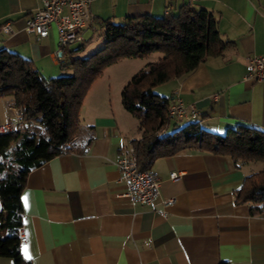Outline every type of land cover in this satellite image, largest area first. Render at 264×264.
I'll list each match as a JSON object with an SVG mask.
<instances>
[{
    "label": "crops",
    "instance_id": "crops-1",
    "mask_svg": "<svg viewBox=\"0 0 264 264\" xmlns=\"http://www.w3.org/2000/svg\"><path fill=\"white\" fill-rule=\"evenodd\" d=\"M39 5L0 0V26L8 21L12 27L11 33L0 29V48L30 59L45 78L69 74L63 65L73 48L55 57V27L46 37L24 28ZM184 5L209 11L228 44L222 55L206 57L190 73L155 88L166 87L167 96L196 111L190 120L172 119L165 130L197 121L218 133L238 125L264 131V81L243 79L249 58L264 54V0H92L88 28L144 14L175 15ZM125 58L105 67L83 98L79 124L92 127L89 147L64 151L26 175L20 193L27 238L19 243L22 258L29 264H264V209L252 213L249 203L235 200L245 177L264 168L261 161L181 150L156 158L149 168L161 181L154 205L123 195L117 160L140 131L138 119L122 105L121 90L137 71L115 82L120 104L103 80L105 70ZM9 120H15L12 106L0 97V124ZM171 172L179 177L170 179ZM0 264L14 260L0 256Z\"/></svg>",
    "mask_w": 264,
    "mask_h": 264
},
{
    "label": "trees",
    "instance_id": "trees-1",
    "mask_svg": "<svg viewBox=\"0 0 264 264\" xmlns=\"http://www.w3.org/2000/svg\"><path fill=\"white\" fill-rule=\"evenodd\" d=\"M103 38V46L87 57L75 56V49L69 50L63 66L70 73L50 78H45L30 59L0 48V97H8L10 105L21 110L19 131L0 134V256L12 257L14 264H29L20 255L17 237L26 175L64 151L84 152L89 147L92 127H84L82 136L79 124L83 98L102 70L121 58L162 53L121 90L124 109L139 121L140 136L131 143L140 170L149 169L156 158L181 150L264 163L261 129L238 125L218 133L197 121H185L165 130L174 119L168 115L173 98L156 93L155 88L190 73L206 57L222 55L228 44L209 11L184 5L175 15L144 14L121 23L105 22ZM83 47L82 42L77 50ZM235 200L249 203L252 213L263 211L264 168L245 177L235 191Z\"/></svg>",
    "mask_w": 264,
    "mask_h": 264
},
{
    "label": "built area",
    "instance_id": "built-area-1",
    "mask_svg": "<svg viewBox=\"0 0 264 264\" xmlns=\"http://www.w3.org/2000/svg\"><path fill=\"white\" fill-rule=\"evenodd\" d=\"M40 5L36 7L33 14L26 20L25 30L34 33L38 37H46L49 29L54 26L57 32V49L54 55L58 59L65 56L67 49L74 44L84 41V32L92 21L90 5L92 0H39ZM0 29L5 33H11L12 27L8 21L1 24ZM244 80L264 81V54L254 55L249 58ZM15 117L14 121L0 124V134L18 132L21 122V110L12 106ZM171 118L190 120L196 115L193 105H184L179 97L173 98L168 109ZM68 146V144H65ZM120 172V181L126 186L123 193L131 201L141 204L154 205L159 197L160 178L152 169L140 170L137 165L133 145H123L121 156L117 160ZM178 173L171 172L170 179H177ZM172 202V199L166 201ZM21 224L17 229L18 242H26L23 231L24 214L20 213Z\"/></svg>",
    "mask_w": 264,
    "mask_h": 264
},
{
    "label": "rangeland",
    "instance_id": "rangeland-1",
    "mask_svg": "<svg viewBox=\"0 0 264 264\" xmlns=\"http://www.w3.org/2000/svg\"><path fill=\"white\" fill-rule=\"evenodd\" d=\"M104 24H105L104 21H99L97 24H93V26L91 28H88L84 32L85 42H84V47L81 50H77L78 44H74V45L70 46V48L75 49V56L87 57L91 53L97 51L98 49H100L103 46ZM158 56H162V53L161 52H152L151 54H149V56H147V58H125L126 60H122V62L115 64L113 66H110V68L105 70V72H104L105 78L103 81H104L105 85H109V84L112 85L111 95L113 98L115 96L117 97L118 103L120 102V89H119V87H117L115 89V82L118 81V79L122 80V77H121L122 73H125V75L129 71L135 73L140 68H143L144 64L147 61H156L158 59ZM61 75H64V74H61ZM107 75L111 76L110 80H108L109 76H107ZM165 89H166V87L163 86V87L157 88V90H155V92L160 94V95L167 96L165 93ZM113 101H114V99H113ZM83 130L84 129L82 126L80 128L82 136H83V132H84ZM76 138L77 137L75 136V138H73V139H76ZM258 163L264 165V163H262V162H258Z\"/></svg>",
    "mask_w": 264,
    "mask_h": 264
}]
</instances>
